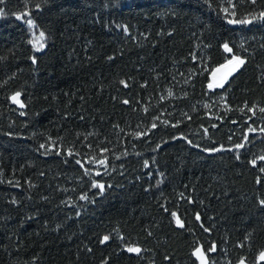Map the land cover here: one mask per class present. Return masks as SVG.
<instances>
[{"label": "trees", "instance_id": "1", "mask_svg": "<svg viewBox=\"0 0 264 264\" xmlns=\"http://www.w3.org/2000/svg\"><path fill=\"white\" fill-rule=\"evenodd\" d=\"M261 12L0 0V264H264Z\"/></svg>", "mask_w": 264, "mask_h": 264}, {"label": "snow or ice", "instance_id": "2", "mask_svg": "<svg viewBox=\"0 0 264 264\" xmlns=\"http://www.w3.org/2000/svg\"><path fill=\"white\" fill-rule=\"evenodd\" d=\"M253 2H255V0H253ZM17 18L19 19L20 17H17ZM259 18L264 19V12H261V13H260ZM252 19H257V17L253 16ZM250 22H251V21H249V20H243V21H229V23H250ZM28 23H29V25H31V24H32V21L29 20ZM43 36H44V33H41V34H40V38L42 39ZM43 46H44V45H43L42 43L38 44V48H37V50H39V48H43ZM223 47H224L225 52H231V51H232V49H231L227 44H225ZM243 64H244V60H243V59H241V58H239V57H237V56H233V57L228 61V64H227L226 66H222V67H228L229 70L223 75V77H222L219 81L214 82V83H210V84H209V88H213V87H223L224 81H226V80L228 79V77L231 76L232 73H234V72H235V71H236L241 65H243ZM218 71H219V69H216V70L213 72V75L215 76V73L218 72ZM121 83H123V81H122ZM19 95H20V94L17 93V94L13 97L14 102H16V103H20V101L17 99V98L19 97ZM169 95H171V93H169ZM125 103H127V101H125ZM21 106H23V105H21ZM252 110H253L252 108L249 109V111H252ZM260 111H261V112H264V108H261ZM21 115H23V113H21ZM153 127H155V125H153ZM249 131H250V132H251V131H255V129H249ZM41 147H44V146L41 145ZM235 147H236V148H241V147H243V145H242V144H237V145H235ZM218 150H219V149H215V151H218ZM260 159H264V157H261ZM77 163H80V161H77ZM101 163H103V161H101ZM252 163L255 164L256 161L253 160ZM145 166H147V164H146ZM97 174H98V173H97ZM93 187H98V188L101 189V191H103L104 185H102V184H97V183L94 182V183H93ZM81 199H84V197H81ZM261 204H264V201H261ZM172 215H173V217H176V213H175V212H173ZM197 219H199V217H197ZM176 223H177V225L183 227V225H182V223H181V221L179 220L178 217L176 218ZM205 230L207 231V229H205ZM108 239H109V237H107V236L104 237V241H107ZM102 242H103V241H102ZM127 251H129V252L139 253V252L141 251V249H139V248H137V247H129V248L127 249ZM194 255H196L197 258L201 260V264H205L204 254H203V252L201 251L200 248H197V249L195 250ZM261 259L264 260V253H261ZM241 264H243V261H241Z\"/></svg>", "mask_w": 264, "mask_h": 264}, {"label": "rangeland", "instance_id": "3", "mask_svg": "<svg viewBox=\"0 0 264 264\" xmlns=\"http://www.w3.org/2000/svg\"><path fill=\"white\" fill-rule=\"evenodd\" d=\"M31 39H32V41L35 44L34 49L37 50L38 44L42 43V39L40 38V33L38 31L33 32L32 36H31ZM40 49L41 48H39V50ZM39 50H37V51H39ZM98 162H101V161H98ZM131 247H135V246H131ZM261 253H264V251L261 252ZM261 253L258 255V260H261ZM199 261H200V264H201V260L200 259H199ZM241 261H243V260H241ZM241 261H239L237 264H241ZM205 264H206V261H205ZM243 264H248V263L243 261Z\"/></svg>", "mask_w": 264, "mask_h": 264}]
</instances>
